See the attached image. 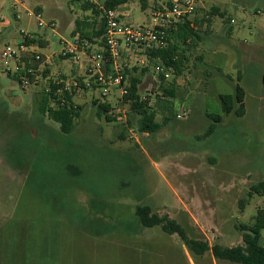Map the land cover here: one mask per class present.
<instances>
[{"label":"rangeland","instance_id":"374dc122","mask_svg":"<svg viewBox=\"0 0 264 264\" xmlns=\"http://www.w3.org/2000/svg\"><path fill=\"white\" fill-rule=\"evenodd\" d=\"M16 1L29 10L41 8L44 21L57 23L58 36L32 19V30L46 36L49 46L41 52L48 56L58 50L60 36L71 39L77 21L100 25L82 0ZM207 1L235 19L234 34L214 17L212 33H200L201 43L188 53L181 76L163 82L152 64H141L145 53L134 48L120 60L126 81L141 79V98L151 97L153 107L157 96L164 99L162 84L175 92L158 101L162 108L171 102L172 113H159V123L171 121L154 135L126 125L130 106L116 88L107 98L99 90L76 96L81 114L69 135L44 119L38 100L50 81L79 75L68 60L52 61L49 76L27 89L0 71V264H234L215 260L211 252L195 256L177 235L144 228L136 215L138 206H148L177 221L192 239L234 247L242 244L237 228L252 224L264 210V195L253 192L264 182V113L262 123L248 124L224 115L220 101L235 93L236 51L245 41L255 43L256 21L264 24V0H241L246 12L228 9L222 0ZM162 2L169 0H152L144 10L140 0H130L118 12L124 24L150 26L151 9ZM1 4L10 10L14 2ZM18 7L23 20L13 29L26 30L28 19ZM12 38L2 35L1 46L17 39ZM94 101L110 103L116 121L99 118ZM209 115L223 121L204 137L212 124ZM187 216H197L202 230Z\"/></svg>","mask_w":264,"mask_h":264},{"label":"built area","instance_id":"2783aa9c","mask_svg":"<svg viewBox=\"0 0 264 264\" xmlns=\"http://www.w3.org/2000/svg\"><path fill=\"white\" fill-rule=\"evenodd\" d=\"M82 1L91 4L100 12V24H104L103 47L82 40L79 34L70 40L60 36L57 42L58 50L47 56L39 50L40 40L45 36L44 34L35 35L20 30L14 42H9L0 48V71L19 77V85L23 89L38 84L40 79H45L44 72L48 71L54 59L68 60L77 66L78 76L72 79L62 76L60 79L53 78L50 81L59 87L54 92L57 99L52 100L53 107L56 106L57 101L60 106L69 104L65 100L67 94L73 97V102L76 96L84 95L90 90H99L102 97L107 98L115 88L120 90V99L124 103L130 86L124 76L120 60L131 56L127 54L130 53L131 48L145 53L147 62L141 61L142 65L152 64L155 74L165 81L170 79L174 69L167 67L161 60H153L148 53L165 50L169 44L168 29L192 18L200 3V0H170V5L163 4L151 9L150 26L135 28L124 24L118 11L107 9L106 0ZM33 16L40 30H51L58 36L56 22L44 21L40 13ZM10 27L11 22L8 18H0V31ZM46 91L51 92L49 88ZM74 106L77 105L74 103ZM185 115L186 113L179 114L176 117L183 119ZM111 116L116 118L117 112L113 110Z\"/></svg>","mask_w":264,"mask_h":264},{"label":"trees","instance_id":"16d2710c","mask_svg":"<svg viewBox=\"0 0 264 264\" xmlns=\"http://www.w3.org/2000/svg\"><path fill=\"white\" fill-rule=\"evenodd\" d=\"M76 2L79 0H70ZM130 0H106L105 6L109 10L118 11V9L126 4ZM142 8L148 9V0H140ZM86 11H92V14L98 18L100 12L91 4L84 3ZM170 5V2L167 3ZM39 9V8H38ZM98 23L96 20L91 22L77 21L76 29L72 33L75 37L80 35L82 40L89 41L93 45L100 47L104 46V24L101 23L99 28L96 26ZM169 44L163 51H152L148 55L153 60H161L167 67L174 69L176 77L181 76L185 70V64L189 62L188 53L196 50L201 43V36L198 30L191 26V22L184 20L174 27L168 29ZM48 73L44 72V77L47 78ZM11 79L20 84L19 77H13L8 75ZM126 78V72L124 73ZM231 81H234L232 77L227 76ZM163 82L165 81L162 78ZM129 83V94L124 98V103L130 106V115L127 119L126 125L131 128H137L141 134L154 135L158 133L162 128L167 125L171 118H164L162 123L157 121V117L164 109L172 113V103L167 101V104L162 108L158 101H166L165 98H174V90H170L161 85L160 89L163 92L162 96L156 97V106H152V98L148 97L145 100L141 98V79L131 78ZM59 87L52 82L49 84L51 92L44 91L39 103V112L44 117L55 124L59 125L60 132L66 135L71 134L76 127L77 119L80 117L81 108L74 106L73 97L66 95L65 100L69 103L64 106H60L59 101L56 102V106L53 105V99H57L54 96V92ZM106 98V97H105ZM222 112L224 115H235L237 118H242L246 114L245 107V91L241 86V75H238L235 83V93L233 95H221L220 96ZM97 105L98 102L94 101ZM98 117H105L108 123L116 121L111 117L112 107L110 103L98 104ZM110 116V117H109ZM212 120V124L207 130L204 137L211 136L217 125L223 121L221 115H209ZM121 140H126L124 135L120 136ZM253 192L264 195V182L253 187ZM136 215L140 224L144 228L160 227L162 231L169 235H177L183 243L187 246L191 253L195 256H204L211 252L215 260L229 261L234 264H264V246L262 245V231L264 230V210H259L255 221L250 225H241L238 227V231L241 233L242 244L234 247H222L220 245L210 246L209 243L200 240L192 239L189 237L185 229L182 228L177 221L171 219L169 216H158L153 213L151 207L138 206Z\"/></svg>","mask_w":264,"mask_h":264},{"label":"crops","instance_id":"0c3cea01","mask_svg":"<svg viewBox=\"0 0 264 264\" xmlns=\"http://www.w3.org/2000/svg\"><path fill=\"white\" fill-rule=\"evenodd\" d=\"M14 1H15L14 5L10 7V10L9 9L6 10L3 4L0 5V18H8L11 22V27L9 29L0 31V48L5 46L7 43L11 42L8 41L3 46H1L3 42L2 35L4 34L13 35L12 40H15L18 36V32L20 30H24V29H18L17 31H15L13 29L14 23H20L23 20L18 6H21V8L25 12L26 18L28 19V21H26L27 29L24 31H28L35 35H41L40 33H37L32 30V19H35L33 15L39 13L43 14L41 8L39 9L37 8L35 11L29 10L25 6L24 2L19 3L16 0ZM222 1L224 2L223 5L228 9L234 7L236 11L239 10L242 12L247 11L246 7L243 5L241 0H222ZM151 2L152 0H148V7L149 5H152ZM163 4L165 3L162 2L161 5ZM7 11L11 12V17L8 16ZM196 12L197 13L192 18L188 19V21L191 22V26L193 28L200 31L199 33H202V31H204L206 36H210L213 28V18L220 17L224 20V23L226 25V30H225L226 33L231 36L234 34L233 25L236 24V21L232 16L228 15L229 13L227 12V10L223 11L221 8L212 6L207 0L206 1L200 0ZM256 14L260 15V11H257ZM205 24L208 27L206 30L203 29V25ZM256 26H258L259 31L257 33L255 43L245 41V43L240 44V47L236 51L238 54V64H239L238 68L240 69L239 75H241V85L243 86L242 88L245 91L246 114L241 119L244 121H249L247 122L248 124H250L251 122L253 124L258 122L262 123V119H263L262 115L264 113V37L261 34L262 31H264V24L262 20L256 21ZM72 37L74 36L72 35L71 38ZM48 44L49 43L46 40V36H42L39 44V50L41 51L47 48L49 46ZM127 54L132 55L131 52ZM54 60L52 61L54 62ZM202 60L203 58L200 56L199 62H201ZM66 62L68 61L65 60L64 63L66 64ZM75 67L77 66L75 65ZM50 69H51V65L49 66L47 73L51 72ZM64 75L63 77H65ZM260 131L261 129H258L259 133ZM187 217L194 222L195 227H198L200 230H202L200 226H197L199 224L197 216H187ZM191 264H194L193 261L191 262Z\"/></svg>","mask_w":264,"mask_h":264}]
</instances>
